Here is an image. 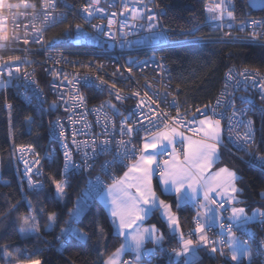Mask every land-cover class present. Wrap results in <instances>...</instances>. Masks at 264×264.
<instances>
[{
	"label": "built area",
	"instance_id": "obj_1",
	"mask_svg": "<svg viewBox=\"0 0 264 264\" xmlns=\"http://www.w3.org/2000/svg\"><path fill=\"white\" fill-rule=\"evenodd\" d=\"M219 2L213 0L203 6L204 20L198 29L203 28L205 34L198 36L193 35L196 29L173 33L165 28L156 0H99L95 5L93 0H0V94L11 95L23 106L38 110L46 134L40 149L26 144L13 148L22 187L28 192L44 190L43 166L58 160L56 184L64 187L71 178H81L82 193L90 202L118 178L119 170L141 154V144L165 131V126L167 130L190 132L195 126L191 123L193 117L203 110L197 112L195 108L193 114L182 109L160 51L206 43L264 46V8L256 15H239L234 1L225 0L220 18V12L208 11ZM85 6L104 11H94L89 17ZM133 10L139 11L142 18H133ZM229 11L232 17L227 15ZM148 16L154 17V30L148 27ZM109 19L113 20L111 26ZM77 25L81 27L77 29ZM160 32L164 35H156ZM5 64L10 66L11 76ZM86 89L101 95L100 100L89 102L95 97L89 93L86 96ZM117 94L121 99L116 98ZM2 106L10 109L7 101ZM204 112L220 121L223 143L245 153L246 166L264 169V72L230 66ZM180 119L183 123L178 122ZM128 127L133 129L131 133ZM246 135L251 137L247 143ZM167 157L164 155V159ZM219 204L224 205L217 211L219 223L204 228L209 242L225 246L218 243L227 237L220 224H231L232 233L242 242L259 247L264 244V234L258 233L262 228L259 216L237 227L229 220V202L218 201L214 208ZM254 212L257 209L247 215ZM75 222L71 220L73 226ZM198 223L202 224L193 220V228L184 235L186 239L196 242L197 234L189 233H194ZM68 233L57 237L59 250L75 235L73 231ZM173 250L178 251V245L170 243L166 255L144 248L140 256L144 264H166L175 256ZM129 262L123 258L121 264Z\"/></svg>",
	"mask_w": 264,
	"mask_h": 264
},
{
	"label": "trees",
	"instance_id": "obj_2",
	"mask_svg": "<svg viewBox=\"0 0 264 264\" xmlns=\"http://www.w3.org/2000/svg\"><path fill=\"white\" fill-rule=\"evenodd\" d=\"M80 0H73L78 2ZM213 0H156L160 11L162 25L173 33L195 30L193 35H204L205 30L198 26L204 20L203 6ZM236 13L239 15H256L248 12L246 0H233ZM177 36H173L175 38ZM182 37V36H181ZM160 53L168 64L171 84L176 89V97L182 109L195 108L204 112L215 98L222 85L224 73L230 66L252 68L264 72V46L246 44L206 43L200 45H181L166 48ZM44 85V80H41ZM93 95L89 102L97 103L101 95L92 89H86ZM10 104L4 110L3 103ZM194 114V113H193ZM198 117L197 115L194 116ZM8 118L10 120L11 141L9 140ZM46 141L43 118L38 110L23 106L11 95L0 94V264H102L120 245V238L114 233L109 218L102 204L95 199L88 202L87 208L76 220L74 226L83 234L71 236L65 248H57V237L69 225L70 212L77 198L82 193V180L73 177L63 187V200L59 202L54 195V187L58 180L59 161L43 166L45 189L28 192L22 187L17 176L13 158V148L26 144L40 149ZM262 143L264 145V134ZM245 153L236 152L223 143L219 151L216 167H227L237 174L235 184L237 204L249 213L253 209L264 212V169H252L243 163ZM125 170V169H123ZM123 170H119V176ZM156 194L167 201L178 216L179 225L185 235L193 228L192 213L188 206L176 208L172 196L164 195L155 184ZM55 214V220L47 228L46 217ZM32 215L35 221V232L20 229L26 217ZM264 234V216H259ZM147 223L154 225L163 235L165 242L154 249L166 255L170 243L178 244L166 235L165 225L153 213ZM253 225V224H251ZM185 237V236H184ZM238 239V238H237ZM240 240V239H239ZM241 241V240H240ZM244 243V242H243ZM254 252L251 261L230 262L217 252L209 255L201 252L199 257L190 264H263L260 247L247 242ZM148 247V245H146ZM219 247V246H218ZM225 246L220 248H224ZM174 258V257H173ZM173 258L166 264H181ZM165 263V262H163Z\"/></svg>",
	"mask_w": 264,
	"mask_h": 264
},
{
	"label": "snow or ice",
	"instance_id": "obj_3",
	"mask_svg": "<svg viewBox=\"0 0 264 264\" xmlns=\"http://www.w3.org/2000/svg\"><path fill=\"white\" fill-rule=\"evenodd\" d=\"M99 0H93V5L98 4ZM264 2V0H262ZM224 5L225 0H220L219 3H215L213 6L208 8L210 13L220 12V18H223L224 15ZM48 5H46L47 7ZM34 7V5H32ZM84 11L87 13L89 17H91L94 11L103 12L102 8H94L92 6H85ZM112 15H115L113 13ZM133 18H142V14L137 11H132ZM229 17L233 16L232 12H227ZM47 18V17H46ZM215 15L213 19H215ZM149 24L148 27L150 30H154L156 28V24L153 23L154 17L148 16L147 17ZM113 20L109 19L108 24L111 26ZM256 24V21L252 22ZM77 29L81 26L77 25ZM94 27H98L94 25ZM37 32L40 30L37 29ZM156 35L163 36L164 33H156ZM256 33H253V38H255ZM4 39H7L5 36ZM28 43L27 40L24 41ZM3 47V45H0ZM18 60L19 58H14ZM4 67L9 69L8 75L11 76V68L9 65L5 64ZM17 71L19 68L17 67ZM131 71V69H129ZM87 79H85V83H88ZM3 81H0L2 84ZM115 87V86H113ZM138 95V93H137ZM116 98L119 100L121 96L117 94ZM219 103V101H218ZM199 112V109H197ZM178 122L183 123V120L180 119ZM195 122V117H193V121ZM201 125L200 131L203 132L205 137L208 139H213L219 142L220 139V121L216 120L213 123H209L207 119L199 121ZM251 122H249V125ZM165 131L158 132L157 134L153 135L150 140H146L143 149L141 150V154L138 160L129 167V171L124 173V176L118 180L114 181L111 186H109L107 190V194L111 197L109 209L110 215L113 218V223L116 224L117 232L119 235L125 238L124 244H122L119 248L115 250V252L109 256L105 261L104 264H118V258L120 257L121 253L125 251V249H132L137 254V259L141 254L143 249V245L147 239H151L153 243L159 244L163 240V235H156L155 226L148 228V229H140L137 225L138 221H142L145 216H147L153 208L163 205L165 209L169 206L166 205L163 201L157 202L155 199V194L151 191V176L154 174L156 168L161 167L160 161L156 160L155 157L160 155L163 152L168 150V146L173 143L174 136L181 135L180 133L176 132L175 128L171 130H167V126ZM127 131L131 133L133 129L128 127ZM239 138V137H238ZM251 137L247 135L244 138V142L247 143ZM108 142L105 141V144ZM159 148V151H152L150 152L149 149L155 150ZM128 153L126 152L125 155ZM219 152H218V144L206 143L200 140H190L189 143L185 146L184 149V157L183 159H179L175 157L173 153V159L171 161H164L163 166L165 167V172L161 174V180L166 186H172L175 188L176 191H180L181 189H185L184 196L185 198H195L199 195L200 189H204V199L205 204L203 207L207 208V219L209 221L208 226H212L217 219L216 213L218 210L223 209L224 205L219 204L217 207H209V202L215 204L216 202L212 200V197L209 193H216L219 194V190L230 188V190L235 193L240 191V189L235 187V180L238 179L237 174L234 171L229 170L227 167L219 169L218 172L215 174L209 173L207 176L208 168L211 166L212 163L218 159ZM67 159V153H66ZM108 163V162H106ZM67 167V164H66ZM134 174V175H131ZM57 190L59 193H63V188L61 184L58 182ZM135 188L136 193L133 194L130 189ZM143 212V216L140 213ZM77 212L73 213V215H77ZM257 216H264V212H254L252 216H248L245 214L244 208H231V216L229 220L234 222L237 227H244L250 221L255 220ZM30 218H25L23 224L21 226L22 230H29L35 229L36 226L34 224H29ZM50 221L55 220V214H51L49 216ZM197 220H199V215L197 216ZM168 222L171 226H173L174 230L178 227L177 218L168 213ZM133 225H137V227H133ZM232 225L229 224L225 226L220 224L221 229H225V233L227 235V245L231 250V259L233 261H237L238 256H243L248 254L246 245L238 240L235 235L231 231ZM204 224H197V227L194 233H189V235L199 234V240L194 242L191 239H184L183 234H181V242H182V250H173L174 255L177 259L186 254H190L194 250V245L196 244H208V240L204 235ZM70 234V233H66ZM220 245L225 244V240L222 238L218 241ZM218 249L213 246L211 251L214 253ZM221 255H225L222 248L219 249ZM38 264V262H37ZM184 264H190V262L185 259Z\"/></svg>",
	"mask_w": 264,
	"mask_h": 264
},
{
	"label": "crops",
	"instance_id": "obj_4",
	"mask_svg": "<svg viewBox=\"0 0 264 264\" xmlns=\"http://www.w3.org/2000/svg\"><path fill=\"white\" fill-rule=\"evenodd\" d=\"M204 119H207L209 121V123H213L214 121H216V120H214L208 116L196 117L195 118V124H194L195 126L190 132H186L183 130H176V132L182 134V136L181 135L174 136L173 143L168 146V150L155 157L156 160L160 161L161 167L156 168V166L153 165V168L155 169V171H154V174L151 176V191L155 194V199L157 200V202L163 201L155 192L154 186L156 184L162 194L169 195V196L173 197L174 204H175L176 208L188 206L193 211V213H192L193 216H192L191 222H193V220L197 219V216L199 215V220L202 222V224L207 226L209 224V221L207 219V215H210V214L206 215L207 208L203 207V205L205 204L204 189H200L199 195L196 196L195 198H185V196L183 195L185 192V189H181L178 192L175 190L174 187H172L170 185L166 186L161 180V174L163 172H165V170H166L165 167L163 166V162L164 161H171L173 159V153L175 154V157H178L179 159L182 160L184 157V149H185V146L189 143V139L190 140H200V141H204L206 143L218 144V152L220 151L221 147L223 146L222 129L220 132L219 142H217L216 140H213V139H208L207 137H205L203 132L200 131L201 125H200L199 121L204 120ZM220 128H221V125H220ZM150 138L147 140H150ZM144 143H145V141L141 144V150L143 149ZM149 151L150 152L159 151V148H157L155 150L149 149ZM166 154L168 155V157L164 159V155H166ZM139 156L134 161H132L128 165V167L125 168V170H123V172L118 176V178L115 181L120 180L124 176V173L129 171V167L131 165H133L138 160ZM218 159H219V156H218ZM218 159H216V161L214 163H212L211 166L208 168L207 173H205L206 176L209 173L215 174L216 172L219 171V169L224 168L221 166L216 167V163L218 162ZM131 175H134V174L130 173V176ZM112 184L113 183L109 184L100 193V195L97 199L102 204V206H103V208H104V210H105V212L109 218V221L111 223V226L113 228L114 233L120 238V242H121L119 245V247H120L122 244H124L125 238L118 234L116 224L113 223V218L110 215V209H109L111 197H109L107 194V190H108L109 186H111ZM235 187L237 188L236 184H235ZM130 191L133 194L136 193L135 188L130 189ZM209 195L212 197V200H214L215 202H218V201L229 202L230 214H231V208H233V207L242 208L237 204V202H238L237 192L233 193L230 190V188L226 187L225 189L219 190V194L209 193ZM163 202L169 206L167 209H165L163 205H160L158 207L153 208L152 211L147 216H145L142 221L137 222V225L139 226L140 229H148V228L153 227L154 225L147 223V221L153 213H156L157 216L162 220V222L165 225L166 235L170 238L175 239L178 243L177 245H178L179 250H182L181 234H183L184 239H186V238L184 237V233H183V231L179 225L178 216H177L176 212L171 208V205L167 201H163ZM87 205H88V202L86 201V198H85V200H82V201L76 199L74 206L72 208L73 211L71 210L72 216L71 217L69 216V220H68L69 225L65 229L62 230V232L60 233V236L66 235V233H68L69 231H73L75 235H77L79 238L83 239V237H84L83 234L78 232L76 229H74L72 227V225L70 224V222L73 219L77 220L80 217V215L84 212V210L87 208ZM208 206L214 208V206L211 202H209ZM77 210H78V214L74 216L73 213L77 212ZM168 213L173 214L177 218L178 227H176L175 230H174L173 226H171L168 222ZM140 215L143 216V212H141ZM216 216H217V219L213 225H217L219 223L218 212L216 213ZM137 225H133V227L135 228V227H137ZM155 229H156V235L162 234L156 227H155ZM204 235H205V233H204ZM165 237L166 236L163 235V240L159 244H155V243H153V241L151 239H147L143 245V249L144 248H154L155 246H160L163 242H165ZM198 240H199V234H197V240L196 241H198ZM226 241H227V237L225 239V247L223 248L225 255H221L220 251L219 252L216 251L219 255H221L225 259L229 260L230 262H239L242 260L247 262V261H251L253 259V257H254L253 249L248 244L244 243L246 245L248 254H245L243 256H238L237 261H233L231 259V250L229 249ZM146 245H148V247H146ZM213 246H215L218 250L220 249V247H218L216 242L212 243V242L208 241V244H206V245H204V244L194 245V250L190 254H186L185 256H182L179 259H177L174 256L173 259L176 262H180L181 264H184L185 259H187L189 262H192L193 260H195L199 257L201 252H205L209 255L215 254L216 252L213 253L211 251V248ZM114 252L115 251H113L109 256H111ZM260 253H261V256L263 258V264H264V244H262L260 246ZM107 258H105L102 261V264H104V261ZM123 258H127L130 260V262L126 263V264H144L143 261L141 260V256H139V259H137V254L132 249H125V251L121 253L120 257L118 258V264H121V261ZM32 264H36V263H32Z\"/></svg>",
	"mask_w": 264,
	"mask_h": 264
},
{
	"label": "rangeland",
	"instance_id": "obj_5",
	"mask_svg": "<svg viewBox=\"0 0 264 264\" xmlns=\"http://www.w3.org/2000/svg\"><path fill=\"white\" fill-rule=\"evenodd\" d=\"M8 130H9V140L11 141V137H10V135H11V130H10V120H9V118H8ZM63 188V187H62ZM54 195H55V198L59 201V202H62V200H63V193H59L58 192V190H57V187H56V185H55V187H54ZM261 195L262 196H264V191L263 192H261ZM77 200H85V194L83 193V194H81V196L79 197V198H77ZM73 211V210H72ZM72 211L70 212V217L72 216ZM257 211H259V210H257ZM251 212V211H250ZM260 212V211H259ZM246 215H247V213H245ZM30 216V215H29ZM230 216H231V214H230ZM26 218H30L29 219V224H34L35 225V221H34V219H33V217H32V215L30 216V217H26ZM46 223H47V228H50L51 226H52V223H53V221H50L49 220V216H47L46 218ZM232 222V221H231ZM20 231H21V234L23 233V230L22 229H20ZM28 231V230H27ZM35 232V229H31L30 228V230L28 231V234H33Z\"/></svg>",
	"mask_w": 264,
	"mask_h": 264
},
{
	"label": "water",
	"instance_id": "obj_6",
	"mask_svg": "<svg viewBox=\"0 0 264 264\" xmlns=\"http://www.w3.org/2000/svg\"><path fill=\"white\" fill-rule=\"evenodd\" d=\"M246 4L253 12H260L264 8V2H262V0H247Z\"/></svg>",
	"mask_w": 264,
	"mask_h": 264
},
{
	"label": "bare ground",
	"instance_id": "obj_7",
	"mask_svg": "<svg viewBox=\"0 0 264 264\" xmlns=\"http://www.w3.org/2000/svg\"><path fill=\"white\" fill-rule=\"evenodd\" d=\"M200 45V44H199Z\"/></svg>",
	"mask_w": 264,
	"mask_h": 264
}]
</instances>
